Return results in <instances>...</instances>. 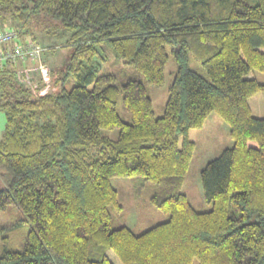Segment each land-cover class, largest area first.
Segmentation results:
<instances>
[{
	"label": "trees",
	"instance_id": "trees-1",
	"mask_svg": "<svg viewBox=\"0 0 264 264\" xmlns=\"http://www.w3.org/2000/svg\"><path fill=\"white\" fill-rule=\"evenodd\" d=\"M4 28L45 65L36 30L66 34L73 51L64 68L47 65L50 86L36 70L19 80L11 59L0 68V210L18 207L26 228L0 264H113L108 250L122 264H264V118L249 104L264 84L247 78L264 73V0H0ZM168 47L176 69L156 116L136 75L163 86ZM109 58L131 74L119 79L102 65ZM211 112L233 143L201 168L212 207L199 211L182 190L188 131ZM115 177L152 183L151 204L167 219L140 233L113 227Z\"/></svg>",
	"mask_w": 264,
	"mask_h": 264
},
{
	"label": "rangeland",
	"instance_id": "rangeland-1",
	"mask_svg": "<svg viewBox=\"0 0 264 264\" xmlns=\"http://www.w3.org/2000/svg\"><path fill=\"white\" fill-rule=\"evenodd\" d=\"M8 28H4L6 30ZM36 42L44 48V57L46 64L53 69H62L73 51V46L66 44V34L60 33L57 35H45L41 31L34 32ZM169 60L164 69L165 83L161 87L151 86L146 83L145 79L137 74L136 77L143 81L148 89V93L152 99L153 111L156 116H161L164 112V105L168 97V87L172 82L176 69L172 56L170 55V47H168ZM112 58L106 64L102 62L104 67L116 73L119 79L131 74L132 68L123 64L113 65ZM27 64H18L17 69L32 67ZM120 69H123V74L120 75ZM103 69L101 73H103ZM247 78H255L258 82L264 84V73L258 70H252L247 75ZM50 80L48 86H50ZM47 90V89H46ZM45 90V91H46ZM41 90L40 92H45ZM44 94V93H43ZM249 104L252 114L255 117L264 118V91L258 92L249 98ZM118 112L122 118L130 119L118 102ZM6 123L5 111L0 108V140L2 139ZM102 134L116 139L118 129L102 130ZM189 138L194 141L195 149L187 170V173L182 182V190L185 192L196 210L207 211L211 209L212 203H208L202 194L200 184V170L208 162L212 160L225 148L232 146V139L229 134V126L216 113L211 112L205 119L202 127L193 128L188 131ZM113 187L117 190V204L119 209L111 206L110 210L113 217V227L126 225L134 232L140 233L155 224L165 221L167 215L158 211L150 200V194L153 192L154 185L149 182H139L138 179L130 177H115L111 180ZM2 180L0 176V187ZM21 212L16 206H8L5 210H0V250L6 246L9 249H20L22 241L26 236V228L21 230ZM20 218V219H19ZM21 228V227H20ZM22 239V240H21ZM108 258L113 264H122L111 250L106 252ZM192 264H198L196 259Z\"/></svg>",
	"mask_w": 264,
	"mask_h": 264
},
{
	"label": "built area",
	"instance_id": "built-area-1",
	"mask_svg": "<svg viewBox=\"0 0 264 264\" xmlns=\"http://www.w3.org/2000/svg\"><path fill=\"white\" fill-rule=\"evenodd\" d=\"M13 34L10 32L0 34V39L4 41H9L12 38ZM39 49L37 47H34L30 45L27 48L26 52L20 51L18 48H15L13 51H4L3 48H1L0 44V68L3 66L4 63L9 61L11 59L12 63L20 64L22 63H29V61L36 62L37 64L31 67H25L23 69H18L17 71V78L21 81L29 82V75L28 72L32 70H36L39 72L40 78L43 82L48 83L49 81V68L47 65H45L43 62L40 61L39 58ZM27 54L29 56H27ZM29 58V59H28ZM29 60V61H28ZM28 65V64H27ZM47 87H45L43 90L45 91Z\"/></svg>",
	"mask_w": 264,
	"mask_h": 264
},
{
	"label": "bare ground",
	"instance_id": "bare-ground-1",
	"mask_svg": "<svg viewBox=\"0 0 264 264\" xmlns=\"http://www.w3.org/2000/svg\"><path fill=\"white\" fill-rule=\"evenodd\" d=\"M7 32H10V33L13 34V30H11V29L2 30V31H0V34H4V33H7ZM9 41L11 42V46H12V47H14V48H18V49H21V47H19V46L17 45L15 39L11 38ZM0 44H1V45L4 44V41L1 40V39H0ZM46 89H47V88H46ZM43 93L45 94V92H40V94H43Z\"/></svg>",
	"mask_w": 264,
	"mask_h": 264
}]
</instances>
